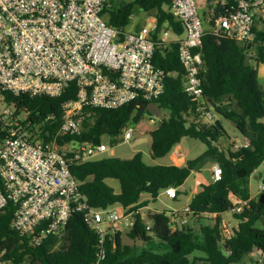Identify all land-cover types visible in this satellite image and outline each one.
<instances>
[{"label":"built area","instance_id":"obj_1","mask_svg":"<svg viewBox=\"0 0 264 264\" xmlns=\"http://www.w3.org/2000/svg\"><path fill=\"white\" fill-rule=\"evenodd\" d=\"M108 0H0V211L13 204L10 228L39 244L58 234L72 212H81L85 224L96 235L92 264H104L108 236L132 227L139 215L146 229L143 206L131 209L114 204L106 208L88 205L79 183L69 169L72 161L83 162L107 149L102 142L65 141V135L82 130L84 106L116 108L131 100L152 101L164 91V72L153 63L156 48L177 42V58L185 73L184 91L193 102L196 119L216 124L214 107L203 96L199 72V48L205 28L212 35L239 42L253 38L264 24V0H170L169 12L183 28L171 37L170 30L156 32L152 16L138 28L119 31L106 22L101 12ZM73 83L74 99L57 104L41 123L56 111L61 121L49 141L39 138V124L27 121L28 111L16 113L13 104L3 100V92L29 96L55 97ZM153 115H149L152 122ZM134 124L122 127L121 141L127 142ZM233 148L249 147L231 141ZM184 152L177 150L172 161L180 162ZM222 169L214 160L210 182L221 178ZM176 197V188L160 191ZM159 192V193H160ZM250 208V199L237 198L231 213ZM142 210V211H141ZM188 205L165 211L173 230L190 223ZM150 211H148V214ZM214 219V214H208ZM225 222L220 227L224 235ZM124 227V228H122ZM235 227V226H234ZM232 233L224 235L228 237ZM258 264H263L260 250ZM0 264L7 262L2 259Z\"/></svg>","mask_w":264,"mask_h":264},{"label":"trees","instance_id":"obj_2","mask_svg":"<svg viewBox=\"0 0 264 264\" xmlns=\"http://www.w3.org/2000/svg\"><path fill=\"white\" fill-rule=\"evenodd\" d=\"M170 0H108L101 15L107 23L125 30L135 9L155 10V31L170 30L173 36L181 35L183 28L168 10ZM138 28V27H137ZM201 54V78L203 96L215 110L221 112L249 140V147L227 149L218 145L219 132L214 125L196 119L190 97L184 91L185 73L177 58V42L168 48H156L153 63L164 72V91L156 99L131 100L116 108L84 106L82 130L78 135L59 137L65 141L100 143V136L115 137L126 124H136L144 114L151 115L149 105L169 114L161 118L158 126L149 132L152 158L163 157L184 137L200 140L205 150L198 156L187 159L184 165L146 164L142 153L136 151L130 158L102 157L83 162L72 161L69 169L79 183V190L93 208H106L119 204L131 209L144 206L147 200L139 201L142 193L155 200L159 192L169 186L176 188L185 181L195 165L206 157L216 160L222 169L216 182H200L188 202L192 224L208 214H214L213 224H198L197 231L190 224L171 229L165 212L148 214L150 228L146 229L139 215L126 234L131 239L148 240L150 231L166 244L167 250L160 253L149 249L132 253L131 246L122 244L121 232L106 239L104 264H240L242 258L260 250L264 264V229L255 226L264 215V202L259 210L258 199L250 196L248 177L264 160V84L258 76V65L264 64V24L254 30L252 39L239 42L214 36L205 28ZM3 100L13 104L16 113L28 111L27 121L39 124V138L49 141L61 121V113L41 123L48 112L66 100L74 99L76 88L70 83L60 95L29 96L24 93L3 92ZM2 132L0 130V138ZM107 179L118 181V189L108 185ZM264 192V170L260 176ZM250 199V208L241 213H232L238 223L226 237L220 227L221 214L231 211L235 199ZM13 204L7 202L0 211V252L2 259L12 264H92L96 251V235L82 218L81 212H72L67 224L58 233L49 235L39 244L10 228ZM201 252L203 258L189 256ZM259 263V262H258Z\"/></svg>","mask_w":264,"mask_h":264},{"label":"rangeland","instance_id":"obj_3","mask_svg":"<svg viewBox=\"0 0 264 264\" xmlns=\"http://www.w3.org/2000/svg\"><path fill=\"white\" fill-rule=\"evenodd\" d=\"M197 5L201 4V0H195ZM200 6V5H199ZM155 10L151 11H141L138 9H135L134 13L132 14L129 23L125 27L126 30H132L143 23H145L149 18L154 16ZM173 38V35H171ZM258 72H259V78L260 82L264 84V64L258 65ZM1 106V104H0ZM214 116L215 118L220 119V128L221 131L218 130L219 132V138H218V145L222 149H227L231 141L236 139L238 143H241V141L244 140L243 135L241 131L233 126L231 121H229L227 118L222 116L220 113L214 110ZM169 112L166 109H161L159 114L157 116H154L153 119L155 120V124H158L161 118L168 116ZM149 115L144 114L140 120L134 124V131L132 133L131 138L127 142H122L121 141V135H117L115 137H112L108 134H102L100 136V142H102L104 145L107 146V149L101 153H98L92 157V159H98L102 157H118V158H123L127 159L130 158L133 153L136 151H140L142 153V160L146 164H169L171 162V154L167 153L163 157L159 158H152L150 154V142H151V137L149 134L150 128L154 127V125H151L148 122ZM246 138V137H245ZM180 147L181 150L184 152V156L187 159H192L199 154H201L205 150V144L201 142L198 139L191 138V137H184L180 140ZM185 158V162L186 159ZM210 169H211V160L208 158H204L200 162H198L195 165V171L192 172L191 174L188 175L186 178L183 188H185L184 191L179 192V197L175 200L169 199L165 195H161L158 199L156 198L155 200H152L151 198L144 199V196H141L140 198L143 200H147L149 203V208L143 209L145 212V220L148 221V216L147 213L148 211L154 212V211H169L174 208H182L183 206L186 205L188 202L189 198L191 197V191L192 189L196 186V178L197 177H202L207 182L210 180L209 175H210ZM264 170V160L262 163L258 166L257 169H255L254 172L250 174L248 177V191L249 194L252 195L254 199H258L259 195L262 193L263 190V185L260 180V173L263 172ZM237 201V199H235ZM221 219L225 222L224 226L226 230L224 229V235H227L230 233L231 229L237 225L238 219L233 216L231 211H225L221 214ZM214 219L211 216H207V218L200 219L197 221L195 224H192L191 222L189 223L190 226L195 228L196 232L198 224H213ZM255 226L263 228L264 229V215L262 218H260L259 221L256 222ZM223 228V226H221ZM219 227V228H221ZM124 228V227H122ZM127 230L121 231V242L122 244L129 245L131 246V251L132 253H137L140 252L142 249H149L155 252H164L167 250L166 244L162 243L159 241L153 233L150 231H147L148 237L150 239L148 240H141V239H131L130 237L127 236L126 234ZM203 258V254L201 252H194L189 256L190 259L192 258ZM259 260L258 255L256 252H250L246 254L242 260L240 261V264H258L257 261ZM196 264H206L203 259L196 260ZM6 264H12V263H6ZM20 264H25V263H20Z\"/></svg>","mask_w":264,"mask_h":264},{"label":"crops","instance_id":"obj_4","mask_svg":"<svg viewBox=\"0 0 264 264\" xmlns=\"http://www.w3.org/2000/svg\"><path fill=\"white\" fill-rule=\"evenodd\" d=\"M258 76H259V72H258ZM215 111H217V110H215ZM160 112V111H159ZM159 112H158V114H159ZM218 113H220L222 116H224L221 112H219V111H217ZM215 117V116H214ZM225 117V116H224ZM226 118V117H225ZM216 119V124L214 125L215 126V128L216 129H218L219 131H221V128H220V119L217 117V118H215ZM148 122L151 124V125H154V127H152V128H150V130H149V132L151 131V130H153V129H155L157 126H158V124H155V120H153L152 122H150L149 121V118H148ZM234 126V125H233ZM236 127V126H235ZM243 138H245L244 136H243ZM181 142V141H180ZM180 142L179 143H177L176 145H174V147L172 148V154H171V162L169 163V164H175V165H184V163H185V156H183V159L180 161V162H174V161H172V155H173V153L175 152V151H177V150H181V147H180ZM170 153V152H169ZM206 158H208V159H210L211 160V165H212V163H213V159L212 158H209V157H206ZM187 159V158H186ZM195 171V167H194V169L190 172V174L192 173V172H194ZM209 178H210V175H209ZM186 180V179H185ZM106 182H107V184L108 185H110V186H112L114 189H118V186H119V184H118V181L117 180H115V179H107L106 180ZM185 182V181H184ZM184 182L178 187V190L179 191H184L185 192V188H183V184H184ZM200 182H207V180H205L204 178H200V177H197L196 178V186L192 189V191H191V197L195 194V192L197 191V189H198V185H199V183ZM161 195H164L163 193H159L158 194V196H157V199L161 196ZM179 193H176V197L175 198H169V199H172V200H176L178 197H179ZM141 196H144V199H148V198H150V195L148 194V193H142L141 194ZM251 197H252V195H250ZM167 197V196H166ZM190 197V198H191ZM190 198H189V200H190ZM189 200H188V202H189ZM139 201H144L143 199H141L140 198V200ZM188 202L186 203V205L188 204ZM147 208H149V203H147L146 205H144L143 206V209H147ZM142 209V210H143ZM174 209H177V208H174ZM178 209H180V208H178ZM141 210V211H142Z\"/></svg>","mask_w":264,"mask_h":264},{"label":"water","instance_id":"obj_5","mask_svg":"<svg viewBox=\"0 0 264 264\" xmlns=\"http://www.w3.org/2000/svg\"><path fill=\"white\" fill-rule=\"evenodd\" d=\"M149 112H150V114L153 115V116H157V115H158L159 110H158L156 104L151 103V104L149 105ZM231 123L235 126V124H234L232 121H231ZM259 175L261 176V173H260ZM258 201H259V206H258L257 210H259L261 204H263V202H264V192H262V193L259 195Z\"/></svg>","mask_w":264,"mask_h":264}]
</instances>
